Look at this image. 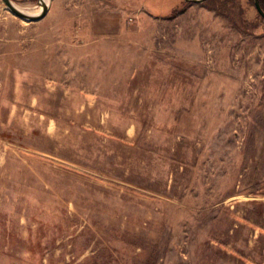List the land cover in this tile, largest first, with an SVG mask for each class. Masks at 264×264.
I'll list each match as a JSON object with an SVG mask.
<instances>
[{
	"label": "rangeland",
	"instance_id": "374dc122",
	"mask_svg": "<svg viewBox=\"0 0 264 264\" xmlns=\"http://www.w3.org/2000/svg\"><path fill=\"white\" fill-rule=\"evenodd\" d=\"M263 86L253 0H0V264H264Z\"/></svg>",
	"mask_w": 264,
	"mask_h": 264
},
{
	"label": "water",
	"instance_id": "95a60500",
	"mask_svg": "<svg viewBox=\"0 0 264 264\" xmlns=\"http://www.w3.org/2000/svg\"><path fill=\"white\" fill-rule=\"evenodd\" d=\"M189 3H200L205 0H184ZM2 2L8 7V9L19 18L25 20V21H36L41 19L47 12L48 9V0L47 2L44 0H38V4L41 6V10L37 13H29L27 11H24L20 7L16 6L12 0H2ZM253 5L258 12V14L262 18V23L264 26V10L262 9L259 0H253Z\"/></svg>",
	"mask_w": 264,
	"mask_h": 264
},
{
	"label": "trees",
	"instance_id": "16d2710c",
	"mask_svg": "<svg viewBox=\"0 0 264 264\" xmlns=\"http://www.w3.org/2000/svg\"><path fill=\"white\" fill-rule=\"evenodd\" d=\"M262 9L264 10V0H259Z\"/></svg>",
	"mask_w": 264,
	"mask_h": 264
},
{
	"label": "crops",
	"instance_id": "0c3cea01",
	"mask_svg": "<svg viewBox=\"0 0 264 264\" xmlns=\"http://www.w3.org/2000/svg\"><path fill=\"white\" fill-rule=\"evenodd\" d=\"M263 88H264V86L262 87V90L264 91V89H263Z\"/></svg>",
	"mask_w": 264,
	"mask_h": 264
},
{
	"label": "bare ground",
	"instance_id": "6f19581e",
	"mask_svg": "<svg viewBox=\"0 0 264 264\" xmlns=\"http://www.w3.org/2000/svg\"><path fill=\"white\" fill-rule=\"evenodd\" d=\"M44 1H46V2H47V0H44Z\"/></svg>",
	"mask_w": 264,
	"mask_h": 264
}]
</instances>
